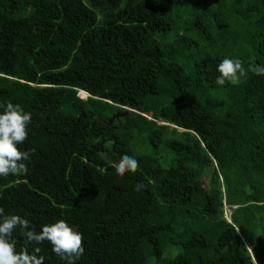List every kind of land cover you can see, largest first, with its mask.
I'll use <instances>...</instances> for the list:
<instances>
[{
    "label": "trees",
    "instance_id": "16d2710c",
    "mask_svg": "<svg viewBox=\"0 0 264 264\" xmlns=\"http://www.w3.org/2000/svg\"><path fill=\"white\" fill-rule=\"evenodd\" d=\"M224 58L264 66V0H0V104L32 116L0 207L66 220L77 264H264V76L217 85Z\"/></svg>",
    "mask_w": 264,
    "mask_h": 264
},
{
    "label": "clouds",
    "instance_id": "9594fccd",
    "mask_svg": "<svg viewBox=\"0 0 264 264\" xmlns=\"http://www.w3.org/2000/svg\"><path fill=\"white\" fill-rule=\"evenodd\" d=\"M216 70L219 75L215 82L220 86L226 83L236 85L240 83L241 78L247 79L249 72L264 76V66L249 64L245 69L239 59L224 58L217 65ZM0 109H2L0 111V177L26 175L28 172L26 162L30 160L31 154L29 151H21L18 145L23 144L28 138L31 113L26 112L20 104L12 102L0 104ZM170 126L176 125L170 124ZM173 128L189 131L178 126ZM113 167L116 175L123 177L127 172L135 173L139 161L135 157L123 155ZM144 187L143 183H137L134 190L141 191ZM14 232H18L25 240L19 250H17L18 241L13 237ZM45 241L51 245L54 254L66 261V264H77L85 252L82 234L73 229L66 220L58 219L44 224L37 232L28 219L18 214L6 213L4 208L0 207V264H43L44 257L39 255L41 249L34 247L29 252L28 245L41 244Z\"/></svg>",
    "mask_w": 264,
    "mask_h": 264
},
{
    "label": "rangeland",
    "instance_id": "374dc122",
    "mask_svg": "<svg viewBox=\"0 0 264 264\" xmlns=\"http://www.w3.org/2000/svg\"><path fill=\"white\" fill-rule=\"evenodd\" d=\"M80 95L82 96V98H88V96H83L82 93L80 92ZM151 116V114H149ZM182 131V130H180ZM204 184H205V187L207 189H209V178L208 177H205L204 179ZM235 208V206H230L226 203V200H224V210H225V218L228 219V221H231V217H232V211L233 209Z\"/></svg>",
    "mask_w": 264,
    "mask_h": 264
},
{
    "label": "bare ground",
    "instance_id": "6f19581e",
    "mask_svg": "<svg viewBox=\"0 0 264 264\" xmlns=\"http://www.w3.org/2000/svg\"><path fill=\"white\" fill-rule=\"evenodd\" d=\"M81 93H82V95L85 96V97L88 96V93H87L86 91H81Z\"/></svg>",
    "mask_w": 264,
    "mask_h": 264
},
{
    "label": "water",
    "instance_id": "95a60500",
    "mask_svg": "<svg viewBox=\"0 0 264 264\" xmlns=\"http://www.w3.org/2000/svg\"><path fill=\"white\" fill-rule=\"evenodd\" d=\"M173 127H176V126H173ZM173 127H172V128H173ZM251 253H252V252H251Z\"/></svg>",
    "mask_w": 264,
    "mask_h": 264
}]
</instances>
